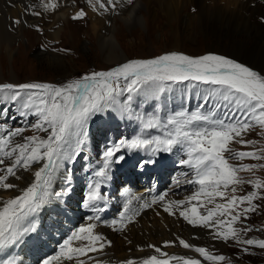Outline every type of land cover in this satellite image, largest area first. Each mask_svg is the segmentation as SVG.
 I'll return each instance as SVG.
<instances>
[{"label":"snow or ice","instance_id":"snow-or-ice-1","mask_svg":"<svg viewBox=\"0 0 264 264\" xmlns=\"http://www.w3.org/2000/svg\"><path fill=\"white\" fill-rule=\"evenodd\" d=\"M93 11L101 13L115 11L120 0H87ZM132 4L133 0H124ZM26 6L25 11L34 8ZM45 11L55 10L58 3L54 0H41ZM39 16V11H31ZM86 13L78 11L73 19H82ZM19 24V19L13 21ZM195 82L207 85L202 94L197 93L201 103L194 111H177L166 118L156 113L138 117L142 124L141 133L131 139H122L107 147L102 154L103 166L94 175L105 178L113 163L125 160L124 155H117L122 149L129 152L142 151L148 158L139 162L141 168L156 163L153 157L160 153L176 152L181 155L179 164L191 170V177L186 182L195 186L185 200L168 201L163 210L172 214L173 208H179V215L194 227L214 228L215 237L225 242L234 240L237 244L264 248V240L244 239L243 235L252 232L247 226L234 227L247 219L248 213L255 212L258 205L254 200L264 199V180L247 179L240 172L255 173L264 169V163L244 164L231 161L251 159L264 162V147H255L257 141L246 140L244 135L260 129L264 138V75L232 59L215 54L191 57L181 53H166L153 59L130 60L107 71L85 74L61 86L47 83L0 84V93L12 101H22L24 111L31 112L36 122L31 125L36 132L45 136H25L22 143H14L13 137L21 136L24 128L9 130L0 125V189H19V185L7 182L9 177L19 180L17 169L31 171L34 165L39 167L33 172L34 179L23 189L20 195L7 200L0 199V264H22L14 250L25 243V238L37 232L35 217L49 203L54 172L60 167V161H74L81 152L88 135L89 120L102 113L112 111L131 114V103L136 95L151 96L159 99L171 84ZM28 91L26 97L21 92ZM125 97L121 101V97ZM34 110V111H32ZM223 110V111H221ZM156 129L158 135H146L145 130ZM74 147L71 151L68 148ZM233 143L252 146V151H238L231 147ZM6 161L8 163H6ZM189 173H185L188 176ZM249 184L255 189L245 195H236L238 186ZM59 195V194H56ZM219 198L220 202H217ZM104 197L101 194L99 180L89 183L88 191L82 201L83 207L91 209L96 215H89V223L81 225L71 232L59 245L56 255L49 256L41 264H56L61 258L75 264H85L82 256L91 252H100L110 241L94 232L100 221V213L106 211L100 206ZM163 195L155 197L151 203L164 202ZM197 203L193 204L192 202ZM129 200L124 211L119 213L121 228L123 222L130 221L140 209L129 208ZM212 205V207H209ZM241 205H247L241 208ZM144 203L141 208L149 207ZM203 208L204 213L199 212ZM264 231V229H256ZM74 242H79L74 246ZM168 242H166L167 244ZM184 248L193 245L179 240ZM155 247V246H150ZM207 261H224L221 255H211L203 247H194ZM247 251V248L244 249ZM157 253L161 249L155 247ZM162 258L152 255L143 259L141 264H201L198 259L181 256ZM167 257V258H163ZM91 259V258H90ZM93 264H103L93 260ZM125 264H135L128 260Z\"/></svg>","mask_w":264,"mask_h":264},{"label":"bare ground","instance_id":"bare-ground-1","mask_svg":"<svg viewBox=\"0 0 264 264\" xmlns=\"http://www.w3.org/2000/svg\"><path fill=\"white\" fill-rule=\"evenodd\" d=\"M60 1L61 5L55 10L45 11L41 7V0H0V50L2 49V43H5L7 44L5 53L10 55L13 44L18 42L27 24H34L39 29H44L47 39L55 40V42L61 41L58 36L60 37V31H63L64 28H61L60 25L65 23L70 25L71 22L67 16L77 13L80 9L76 5L78 0ZM79 1L88 8V17H84L86 23L89 21V26H86L93 31L99 51L109 63L127 62L125 61L126 55L119 53L117 49L114 18L118 15L117 18L124 25L141 23L142 18H140L141 15L139 13H142L143 17L152 14L154 8L151 7L150 3H153V6L156 5L160 13H162V17L158 16L150 22V30H153L154 23L156 28H158L162 19H165L173 27L175 26L177 30H179V23L182 22L187 27L195 25L201 33L220 34L227 38L239 35L241 38L236 39L234 46L228 50L233 56L226 53H217L215 55L232 59L264 75V0H261L262 2L259 0H133L132 4H127L124 0H120L115 11L110 10L103 13L93 11L88 2ZM184 4L189 5V9H193L195 13L184 12L182 10ZM29 5H34L35 7L25 11L26 6ZM31 11H39L41 15H31ZM138 11L140 12L138 13ZM17 19L21 23L14 24L13 21ZM77 31H81V29L79 28ZM175 35H177V32ZM174 38L176 39L177 37L174 36ZM46 47L48 48V46ZM46 47L44 50H46ZM46 51L44 53L38 50L35 56L51 65H63L64 58L60 50H57L58 53L52 52L50 48ZM237 58H240V60ZM241 59L249 64L244 63ZM3 80L2 73H0V83L4 82ZM9 80L15 81L16 79L12 77ZM140 116L146 118L148 115L142 113ZM139 123L142 126L141 122ZM99 147L104 148V146ZM38 167L39 165H34L33 169L28 171L25 176H20L21 179L17 180L14 178L8 182L19 185V189L26 188L34 179L33 172ZM19 171L18 173H20ZM19 189H10L7 192L12 193V196H17L20 194ZM0 199L5 200L1 195ZM170 218L163 215L162 218L156 219L147 210L139 217L141 225H130L126 232L118 236L109 233L110 236H114V240L113 244L108 247V254L104 256L106 261H112L116 264L128 260L142 262L143 259L154 254L156 252L155 247H158L172 256L198 259L201 264H217L216 261L205 260L193 249L194 247L210 248L216 238L214 235L216 230L214 228L189 226L172 217ZM167 226L169 228L165 230ZM173 231H175L174 235L172 234ZM179 240H184L194 247L184 248L179 244ZM167 241L170 244H164ZM137 246L141 247L137 248ZM127 248L129 249L127 250ZM206 250L210 253V249ZM172 264H177V262L172 261Z\"/></svg>","mask_w":264,"mask_h":264},{"label":"rangeland","instance_id":"rangeland-1","mask_svg":"<svg viewBox=\"0 0 264 264\" xmlns=\"http://www.w3.org/2000/svg\"><path fill=\"white\" fill-rule=\"evenodd\" d=\"M76 5L80 10H84L86 13L84 17H88V8L85 4L78 0ZM150 5L154 8V12L149 14L147 17H143L142 13H139L140 11H138L139 15H141L140 18H142L141 23L124 25L123 23H120V19L117 18L118 15L114 18V26H116L114 30L115 38L118 40H116L117 49L119 53H124V55H126L125 61L153 59L172 52L185 54L191 57L217 53H226L233 56L228 50L234 46L236 39L238 40L241 38L239 35L227 38L220 34L201 33L195 25L187 27L182 22L179 23V30H177L175 26L173 27L172 24L165 19H162L158 28H156L154 23L153 30H150V22L155 20L158 16L162 17V13H160L158 7H156V5L153 6V3H150ZM182 10H184V12L189 11L186 13H195V11H193V9H189V5L187 6L186 4L183 5ZM75 14L76 13L67 16L71 22L70 25H67V23L60 25L61 28H64V30L60 31L62 36H58V39L61 38V41L59 42L47 39L45 37V30L39 29L37 25L27 24L28 28L25 26L26 28L18 42L13 44L10 55L5 53L7 44L2 43V49L0 50V73H2L4 82L1 84L11 83L18 85L24 83H47L61 86L72 80L79 79L85 74L107 71L113 67L123 64L109 63L101 55L94 33L89 27H87L89 26V21L86 23L85 18L78 20L73 19ZM79 28L81 31H77ZM176 32L177 35H175ZM174 36L177 38L175 39ZM46 46H48L52 52L58 53L57 50L62 52V56L65 60H63V65H51L35 56L38 50L44 53L47 52L46 50L48 48ZM45 47L46 50H44ZM234 57L236 58V56ZM237 59L240 60V58ZM241 61L249 64L242 59ZM12 77L16 80L10 81L9 79ZM179 85L184 86V88L189 87V83L187 81L179 84H171L168 90L164 93L167 94L171 91H176ZM126 95L127 94L120 98L122 102L124 101ZM143 97L146 96L136 95L133 100L139 102V100ZM164 107H167V105ZM98 115L100 114H97L96 116ZM95 117H92L89 122L95 120ZM23 134L26 136H45V133L36 132L32 129V127L27 129ZM243 138L246 140L257 141L255 146L257 148L264 147V138L261 137L260 129L258 127L254 131L246 133ZM231 147L238 151L253 150L252 146H242L238 143H233ZM231 162L244 164L264 163L262 161L251 159ZM17 170L19 171L20 169ZM21 170L19 171L20 173L17 171V175L25 176L28 172L23 169ZM239 175L245 180L257 178L264 180V169H257L254 174L249 172H240ZM12 179H14V177H10L9 180L11 181ZM254 190L255 189L252 185H240L238 186L236 195H245ZM7 191L8 190L5 191L0 189V195L3 199L7 200L15 197L12 196V193H8ZM262 192H264V190H262ZM217 202L220 203L223 201H220L219 198H217ZM253 204L258 205L256 211L248 213L247 219L241 217V222H238L234 225V227L239 229L247 226L253 229L252 232L243 235L242 238L244 239L250 238L264 240V231L256 230L264 229V199L254 200ZM246 206L247 205H241V208ZM156 219L160 218L156 217ZM169 219L171 218L169 217ZM168 228V226L165 227V230H168ZM174 233L175 231L172 232L173 235ZM213 241L214 243L210 245V248L207 247L206 249H210L209 251L213 255H221L225 257L224 261L216 262L217 264H264V248H260L258 246H246L237 243L234 244V240L231 239L225 242L221 239L215 238ZM140 247L141 246H137V248ZM245 248H247V251L244 250ZM128 249L129 248H127V250Z\"/></svg>","mask_w":264,"mask_h":264}]
</instances>
